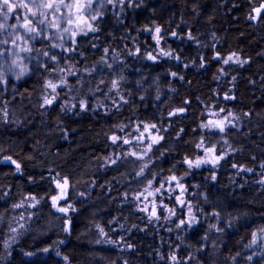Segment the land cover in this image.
I'll return each instance as SVG.
<instances>
[{
    "label": "trees",
    "instance_id": "obj_1",
    "mask_svg": "<svg viewBox=\"0 0 264 264\" xmlns=\"http://www.w3.org/2000/svg\"><path fill=\"white\" fill-rule=\"evenodd\" d=\"M262 4L264 0H125L121 11L115 0L92 22L97 32L78 35L71 56L61 53L65 59L60 65L74 64L82 87L64 73L72 91L58 88L57 99L42 108V97L51 93L45 80H58L59 70L33 68L19 81L10 78L7 91H0V160L11 155L21 163L23 175L14 165L0 163V264H173V254L182 264H264V11L258 20L249 19ZM156 26L162 29L159 46L152 39ZM189 33L194 39H188ZM65 43L71 41L66 37ZM137 47L140 53L130 55ZM161 48L180 60L159 56ZM146 52L157 56V62L146 59ZM233 53L248 63L225 64ZM93 67L97 70L87 75L84 69ZM121 75L118 95L109 89ZM81 98L87 100V110H61ZM181 107L186 111L169 116ZM229 112L238 117L236 127L224 133L200 127L207 114L220 118ZM143 123H155L164 140L145 156L151 161L145 176L136 177L144 161L127 157L112 165L107 158L120 156L128 146L113 144L109 137L132 139L129 133L136 135L135 126L142 128ZM201 139L218 143V155L225 158L215 168L205 164L189 169L184 159L202 156L197 147ZM241 166L252 171L240 172ZM172 174L183 177V200L191 202L199 220L191 229L176 227L187 211L174 202L179 190L169 194L171 199L163 197L176 216L157 206L159 221H150L134 200L147 184L145 177L163 180ZM54 176L69 180L67 200L59 202L72 205L67 216L51 206V196L58 193ZM30 195L39 201L35 208L26 199ZM21 202L23 207L13 208ZM65 219L71 220L70 232L64 231ZM213 224L222 231L210 228ZM98 226L106 238L100 237ZM12 227L18 232L12 233ZM253 232L257 243L250 247ZM97 239L116 243L96 244ZM5 241L10 242L7 249ZM45 247L50 251H41ZM27 251L35 255L25 256Z\"/></svg>",
    "mask_w": 264,
    "mask_h": 264
},
{
    "label": "snow or ice",
    "instance_id": "obj_2",
    "mask_svg": "<svg viewBox=\"0 0 264 264\" xmlns=\"http://www.w3.org/2000/svg\"><path fill=\"white\" fill-rule=\"evenodd\" d=\"M125 0H119L120 10L123 11ZM115 0H0V91H7V88L10 85V78L15 81L21 80L24 76L28 75L33 68L36 71L44 70L49 72H56L59 70L61 73L58 80L55 82L52 79H46L44 83V87L46 89H50L51 93L49 95H45L42 97L41 107H50L53 102L57 99L58 88H67L69 92L72 91V87L68 85L67 76L63 75L67 73L68 76L76 77L77 84H80L82 87V77L79 74V70L75 68V65L72 63L67 64L66 66H61L60 61L65 59L61 53H66L71 56V54L76 52V44H77V36L78 35H87L88 32H97L99 30L98 26H94L92 22H95L102 18L103 11L105 8V4L114 5ZM138 6V5H137ZM262 11H264V4L260 7H256L253 9L255 15H250V20H258L261 16ZM85 25V28L81 26ZM146 31L151 32L152 29H146ZM161 31L162 29L159 26H156L154 29V35L152 37L153 40L156 41L157 46L160 44L161 40ZM173 36L176 35L175 32L172 33ZM71 41L70 44L65 43V38ZM188 39H194L191 33L188 34ZM40 45L39 47L37 45ZM95 46V45H93ZM58 50V51H57ZM105 55L108 53V49H104ZM140 53V49L137 47L135 52H130V55H138ZM159 56L162 57H171L177 61L180 60L179 55H173L172 51L169 49L165 51L164 49H160ZM218 55V54H217ZM233 56L235 53L230 55L224 63L227 64L230 60H233ZM145 57L148 60L157 62V56L153 55L152 52H146ZM201 66H203V58H201ZM101 62L107 66L108 69H113V64L108 63L103 57H101ZM243 66L244 63H248V61H234ZM122 63V62H121ZM187 67V65H184ZM97 69L93 67L92 69L85 68L84 71L87 75L91 76ZM122 71V69H121ZM170 75L172 77H177L176 72H171ZM179 79L183 80V76H180ZM124 77L121 75L117 79H113L111 81L110 91H116L119 95V86L123 82ZM235 80V77H233ZM104 80H100V84H103ZM99 86H97V91H99ZM158 98V97H157ZM225 99H235L234 96L225 95ZM73 100H76V97H72ZM120 99L123 100L124 103H128L127 100H124L123 96H120ZM141 99H144L141 97ZM115 103V101H113ZM185 103H190V101L185 100ZM79 106L81 111L87 110L88 104L87 100L84 98L79 99L75 103H71L70 105L65 103L61 106V110L63 111L65 108L68 111H72ZM186 109L181 107L173 110L169 113V116L176 115L177 113H183ZM220 112H224V109H219ZM5 120L7 122L8 113L5 111L3 113ZM245 116H250L251 113H244ZM231 117V119H229ZM238 117L233 113L229 112L227 115L223 116L219 119H209L206 123H201L200 127L202 129L209 130H217L220 133H224L226 128L236 127L234 121L237 120ZM120 130L123 131V126H120ZM155 130V132L153 131ZM136 135H132L129 133V136H132V139L118 136L116 134H112L109 139L113 144L121 142L123 145H133V148L136 147L133 144V141L138 142V144H143L144 147L140 152L129 149L122 153L120 156L116 158H107L112 165H115L118 160L124 159L127 157H134L136 160L144 161L141 165L139 171L135 173L136 177H144V170L148 168L150 161H145V156L150 153L153 149L154 145L159 144L164 140V136L160 135V129L157 128L155 123H143L142 128L140 124L135 126ZM181 132L183 129L180 130ZM145 134H147V143L145 144ZM227 143V141H225ZM203 144V139H201L200 144L197 147H200ZM205 152V156L203 158L197 157L195 160L188 159L185 157L184 163L188 165L189 169L192 168H200L202 165L211 164L213 168L225 158V154L215 155V146L206 147L203 149ZM10 163L15 166V171L20 175H23L22 165L17 160L13 159L11 155L3 156L0 163ZM234 168L238 166L236 164L232 165ZM264 167V164L261 165ZM238 171H248L251 172L252 169H245L244 167H239ZM187 175V173H185ZM29 179H32L29 177ZM147 180V184L144 187L142 192L137 193L134 196L135 201H141L143 197V201H147L149 197H152L151 200V211L148 210V207L145 206L143 208H139V211L147 212L149 220L151 221L153 218L155 220H160V215L157 212V206L161 207L165 212L169 214L171 217L176 216V210L174 208L168 207L167 204L163 203V197L168 196V198H173L169 195L172 192L178 191V194L174 197V202L178 204L181 209L187 208L186 213L181 214V218H178V223L176 224L177 228H181L187 225V229L193 228L194 225L199 223L198 218L194 215L193 206L191 202H185L183 200L186 185L181 181L183 177H178L175 174L169 175L163 180H156L155 176L151 178L145 177ZM211 180H216V175L213 174L211 176ZM52 182L55 184L56 189H58V193L56 195L51 196V206L56 209L57 212L65 214L67 216L69 209L72 208L71 204H66L64 206H59V202L61 200H67V190L69 186V180L67 177H63L57 179L55 176L52 177ZM155 183V187H153ZM261 184H264V180L260 181ZM94 186V185H93ZM7 195V193H5ZM81 196L84 193H80ZM160 198L159 205H157V198ZM205 200H207V194H204ZM26 199L33 201L29 206L35 208L39 203L35 195H30ZM128 195L124 194V200L127 201ZM142 202V201H141ZM13 208H21L23 207V203H14ZM75 209H73L74 211ZM214 216L219 217V213H213ZM169 216H165V219H168ZM184 216L187 219L183 218ZM23 219V217H21ZM70 219H65L64 221V231L70 232ZM228 227L232 226V221H228ZM25 227L24 224H19V228L23 229ZM210 228L215 229L217 232H221L222 229L216 225H210ZM12 233H17L18 228L12 227ZM169 231L172 229L169 228ZM261 232H264V228L260 229ZM98 232L100 237H107V233L104 231L102 227L98 226ZM179 238V237H178ZM12 240H15L16 237L12 236ZM207 240V237H204ZM63 243V241H60ZM96 244L101 243H110L115 244L116 241L108 240V239H97L95 241ZM257 243V232L252 233V240L250 247ZM5 248L7 249L10 246L9 241H5ZM131 247V245H128ZM44 253L50 251L48 247L41 249ZM11 254L10 252L8 253ZM264 254V253H262ZM25 256L31 257L34 256L35 253L31 251L24 252ZM56 255H60V252L57 251ZM170 260L173 264H182L179 258L176 255H170ZM67 261L68 257H64ZM188 259H191L189 256ZM249 261L252 260V257L249 256L247 258ZM186 264V262H185Z\"/></svg>",
    "mask_w": 264,
    "mask_h": 264
},
{
    "label": "rangeland",
    "instance_id": "obj_3",
    "mask_svg": "<svg viewBox=\"0 0 264 264\" xmlns=\"http://www.w3.org/2000/svg\"><path fill=\"white\" fill-rule=\"evenodd\" d=\"M253 15H255V13H253ZM236 60H240L241 61V59L238 56H233V60H230L229 63H233L234 64V63H236V62H234ZM220 118H222V117H220ZM209 119L215 120V119H219V117H214V116L210 115V113H209V114H207V117L205 118V120L203 121V123H206L207 120H209ZM203 130L205 131V130H208V129H203ZM146 140H147V136H145V141ZM133 143L136 145V147L133 148V145H127L128 146L127 150L132 149V150H135L137 152H140L143 149V147H144L143 144H138V142H136V141H134ZM212 146H215V150H216L215 151V155H218V153H219L218 143H215L214 141H211V142L209 141V142L203 143L200 146L201 153H202V156H200V157L203 158L205 156V152L203 151L204 148H206V147H212ZM125 151H126V149L124 150V152ZM144 187L142 188V190L140 192L143 191ZM151 200H152V197H149L147 201H143V197H142L141 198V201L142 202L141 201H137L138 207L143 208V207L147 206L148 207V210L151 211V207H152ZM158 200H160L159 197L157 198V201ZM261 238H264V236H261Z\"/></svg>",
    "mask_w": 264,
    "mask_h": 264
}]
</instances>
